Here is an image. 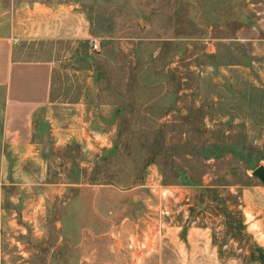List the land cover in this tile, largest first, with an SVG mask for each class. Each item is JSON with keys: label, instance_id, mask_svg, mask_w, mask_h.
<instances>
[{"label": "rangeland", "instance_id": "obj_1", "mask_svg": "<svg viewBox=\"0 0 264 264\" xmlns=\"http://www.w3.org/2000/svg\"><path fill=\"white\" fill-rule=\"evenodd\" d=\"M66 1L98 43L79 44L68 63L79 72L66 75L83 93L97 70L117 112L94 125L112 132L97 149L46 143L30 171L0 166V264H47V253L60 264L59 240L75 232L65 209L90 204L93 190L78 198L86 184L143 185L151 217L207 225L221 260L264 264V0Z\"/></svg>", "mask_w": 264, "mask_h": 264}, {"label": "crops", "instance_id": "obj_2", "mask_svg": "<svg viewBox=\"0 0 264 264\" xmlns=\"http://www.w3.org/2000/svg\"><path fill=\"white\" fill-rule=\"evenodd\" d=\"M93 39L89 20L75 1L29 0L7 5L0 0V166H29L30 171L42 164L46 143L55 149L72 142L94 149L108 145L112 130L99 131L94 123L97 117L111 119L116 114L113 91L100 85L95 69L87 70L85 77L91 85L83 93L76 90L77 79L66 75L69 70L79 72L68 63L77 58L79 44L84 48ZM57 84L73 85L75 93L58 92L53 97ZM33 175L29 172V181ZM141 186L80 187L81 201L84 193L93 190V196L89 205L82 202L65 209L74 218L75 232L70 239L61 236L59 242L68 249L59 248V263L229 264L219 257L207 225L151 217V205ZM179 190L168 188L161 194L179 200ZM37 203L29 205L30 214L39 213ZM148 236L153 237L150 251L138 255L139 244ZM51 256L47 253V264Z\"/></svg>", "mask_w": 264, "mask_h": 264}, {"label": "built area", "instance_id": "obj_3", "mask_svg": "<svg viewBox=\"0 0 264 264\" xmlns=\"http://www.w3.org/2000/svg\"><path fill=\"white\" fill-rule=\"evenodd\" d=\"M91 48H92V49H95V50L98 49V43H97L95 40H92V42H91ZM161 213H162V214H169L167 209H162V210H161ZM148 237H150V236H148ZM152 240H153V237H150V241H149V239L147 238V239H146V242H144V243L142 242V243L139 244V246H140V247H139L140 251H139L138 255H139L141 252H148V251H150V246H151V242H152Z\"/></svg>", "mask_w": 264, "mask_h": 264}]
</instances>
